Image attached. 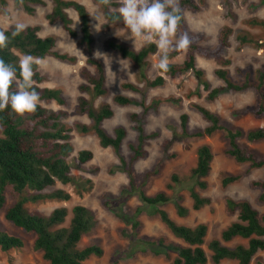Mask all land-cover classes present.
<instances>
[{"label":"rangeland","instance_id":"obj_1","mask_svg":"<svg viewBox=\"0 0 264 264\" xmlns=\"http://www.w3.org/2000/svg\"><path fill=\"white\" fill-rule=\"evenodd\" d=\"M89 10L91 27L95 42L91 48L79 42L80 19L76 11L68 12L74 21V28L78 32L77 37H71L56 21L51 23L47 15L53 9V3L45 0L46 5L36 6L33 14L26 12L23 6L15 0H7L3 7L0 3V26H9L21 22L27 25H39V34L42 37L55 36V50L75 56V61L60 60L53 55H47L40 59L43 62L41 71L46 75L47 81L43 84L48 87L61 88L67 98L65 106L56 102H44L41 104L49 110H64L67 116L62 120L69 130L74 151L69 156L72 174L77 178V183L62 184L57 182L54 186L45 189V192L62 188L71 194L68 201L46 200L36 203H28L30 210H37L43 214H49L53 209L66 206L69 214L64 225H68L72 216V208L81 204L89 207L95 214L97 225L95 229L82 238L81 246L99 245L103 248V255L92 256L87 262L91 264H170L175 253L155 254L151 249L142 250L138 238H164L165 242L185 244L177 238L171 230L161 221L159 216L143 212L138 219L141 226L137 235L133 230L135 209L142 204L137 192L130 193L129 177L121 168L120 161L111 147H102L96 134L90 130L82 132L78 125L90 126L92 120L88 115H79L75 112L78 97L81 95L79 86L87 83L82 72L83 68L91 73L95 72V66L88 64L89 58L101 61L106 70L107 93L95 97L91 93H84L89 98L93 107L98 108L109 103L114 111L113 117L103 122V127L113 134L115 127L123 125L127 129V136L122 144V153L128 160L131 155L130 144L137 141V132L130 116L137 113L142 120L146 132L157 131L159 135L150 139L146 145V157L132 164L135 176V184L138 189L144 190L148 195H155L165 191L171 197V201L164 206L170 216L180 224L196 226L199 223L208 225V234L204 248L208 255L211 251L207 244L215 238H220L222 231L237 218V212L231 214L226 207L228 197L235 200H248L251 204L264 213V202L259 200L262 190L252 185L254 180L264 177V168L251 169L246 163H237L226 154L227 139L223 132L219 131L211 136L203 138L186 137L182 133L181 114L189 115V130L204 128L206 120L193 103L200 104L218 113L225 123L244 130L264 126V118L254 117L252 114L238 115L243 108L256 106L260 97L256 89L244 92L226 91L215 100L206 98L207 91L201 88L202 96L190 95L199 88V83L192 71L170 76L166 78L164 86L150 88L138 76L137 66L128 59L123 58L117 51L108 50L105 42L110 37H117L132 47L138 49L143 43L137 41L134 45L130 38V30L126 28L122 18L117 22H109L103 14L101 7L94 0H78ZM199 11H186L187 27L192 32L204 34L201 41L203 45L215 47L220 29L229 25L233 28L230 38V46L225 50V56L231 60L226 67L229 75L234 80L242 79V73L249 72L251 78H257L258 72L264 70V27L251 24V20H264V0H200ZM120 7V6H119ZM119 7L115 8L119 11ZM112 10H114L112 8ZM94 13L98 16L96 20ZM98 24L99 30L96 25ZM248 32L255 39V44H241L237 39L239 33ZM258 44V45H257ZM159 54L151 55L145 66L148 77L154 78L159 73L155 67L159 62ZM23 58V57H22ZM184 53L171 58V62H182ZM197 66L204 70L205 78L212 87L223 85V81L217 78L214 71L218 65L213 59L197 57ZM131 82L140 88V92L124 89L122 84ZM117 94H124L134 99L130 105H119L113 98ZM173 98L174 100H167ZM155 99L164 100L157 108L145 111L144 106H150ZM167 100V101H166ZM2 128L0 126V135ZM242 143L253 148L259 156L264 155V141L248 142L242 139ZM203 144H209L214 153V159L209 176L206 178L208 188L199 192L211 198V203L200 210H192L187 216H179L176 204L181 203L189 208L193 200L190 197V187L194 185L191 179V170L197 162V149ZM87 149L93 152V158L86 163H80L78 154L80 150ZM162 164L159 174L145 178V174ZM240 174L241 178L228 186L222 185V178L226 175ZM177 175L175 181L173 176ZM87 179L92 180V188L86 191L84 186ZM168 184H172L168 188ZM81 191V193H80ZM16 198L7 194L5 208L15 202ZM0 225L7 232L18 235L25 240V247L3 251L0 249V264H48L42 257V253L34 249L35 234L16 227L4 217V210H0ZM237 243H247L246 240L235 238L224 244L233 246ZM264 264V251L258 252L251 264ZM208 264H213L211 261ZM220 264H238L235 260H223Z\"/></svg>","mask_w":264,"mask_h":264},{"label":"trees","instance_id":"obj_2","mask_svg":"<svg viewBox=\"0 0 264 264\" xmlns=\"http://www.w3.org/2000/svg\"><path fill=\"white\" fill-rule=\"evenodd\" d=\"M53 3L52 11L47 15V19L54 23L58 21L63 29L71 36L77 37L78 32L74 28L73 18L68 10L73 9L77 12L80 19V38L79 42L91 48L95 42V37L91 27V17L87 7L78 0H50ZM98 4L109 22H117L122 17L118 8L120 5L117 0H112L110 4L102 3V0H94ZM18 5L23 6L26 12L33 14L36 6L46 5L45 0H15ZM4 7L7 0H0ZM181 20L178 27V36L187 34L189 46L186 50H173L169 55V60L184 53L182 62H171L170 70L162 72L160 70L156 77L150 78L146 73L148 58L159 52L155 43L143 44L136 49L117 37H110L105 42L108 50L117 51L123 58L133 62L138 68V76L150 88L164 86L166 78L163 74L175 76L177 74L192 71L196 76L199 88L190 95L202 96L200 86L207 91L206 98L210 101L226 91L244 92L249 89H256L260 101L256 106L247 107L239 110L238 115L252 114L257 118H264V70L258 72L257 78H251L249 72L242 73V79L234 80L230 77L226 67L231 64V60L225 56V50L230 46V38L233 28L229 25L223 26L217 37V45L209 47L203 45L201 41L204 34L192 32L188 29L185 12L199 11L201 8L200 0H179ZM112 8L114 10H112ZM253 25L264 27V20L253 19ZM0 30H6L5 35L9 37L7 48L0 49V58L6 63L13 65L17 72V79H20V60L22 57L31 55L34 58H44L53 55L60 60L75 61L76 57L67 53L55 50V36L42 37L39 34V25H27L26 29L18 36L13 37L15 24L8 28L0 26ZM237 39L241 44H255L257 39L248 32L239 33ZM258 45V44H257ZM161 53L159 54V57ZM213 59L218 65L214 71L217 78L223 81V85L212 87L205 78L204 70L197 66V57ZM88 64L95 66V72L91 73L83 68L82 72L87 83L81 84L79 90L81 95L75 112L79 115H88L92 120L90 126L86 124L78 125V128L87 133L92 130L99 139L102 147H111L119 161L121 168L129 177L130 190L126 192H137L142 202L135 209L133 220V230L137 235L141 226L138 217L143 212L153 213L180 238L185 244L175 242H165L164 238H138V246L142 250L151 249L155 254L169 255L175 253V257L170 264H220L223 260H235L238 264H251L258 252L264 251V213H260L250 201L235 200L228 197L226 207L229 213L237 212V218L231 222L221 233L220 238L212 239L207 247L211 251L209 256L204 248L205 239L208 234V225L199 223L196 226H188L177 223L164 208L172 199L165 191L148 195L142 189H138L135 184V176L132 164L147 155L146 145L150 139L156 138L159 133L146 132L144 124L137 113H132L130 118L135 123L134 129L137 132V141L130 144L131 155L127 160L122 153V144L127 136V129L123 125L115 127L113 134H110L104 127L103 122L113 117L114 111L109 103H105L98 108L92 106L89 98L84 93H91L95 97L103 96L107 93L106 70L104 64L95 59L89 58ZM35 75L33 77L36 91L40 95V102L37 110L33 114L20 116L9 106L4 111H0V210H4V217L16 227L22 228L27 232L35 234L33 247L42 253L43 259L48 264H91L87 261L92 256L103 255V248L99 245L91 244L81 246L82 238L91 233L97 220L94 212L85 205H75L71 212L72 216L68 225H64L69 210L66 206L56 207L49 214H43L37 210H30L28 203H36L46 200L68 201L71 194L57 188L49 192L44 190L54 186L57 182L62 184L77 183V178L72 174L71 165L68 161L73 153L74 147L71 143L70 133L62 120L67 116V112L60 109L57 111L49 110L41 104L54 101L58 105L65 106L67 98L61 88L48 87L43 84L47 81L46 75L33 65ZM124 89L140 92V88L131 82L122 84ZM16 90L13 84L12 91ZM119 105H130L134 99L124 94H117L113 98ZM173 101V98L167 99ZM166 100V101H167ZM161 99L153 100L152 104L144 106L145 111L150 108H157ZM193 106L206 120L204 128L190 131L189 115L181 114L182 133L186 137L203 138L211 136L216 132H223L227 139L226 154L233 158L237 163H246L251 169L264 168V155L258 153L248 145L242 143V139L256 143L264 141V126L244 130L241 127H234L225 123L221 116L209 108L197 103ZM93 158L91 150L83 149L79 151L78 160L86 163ZM214 153L209 144H203L197 149V162L191 170V179L194 185L190 187V197L193 200L192 207L189 208L181 203L176 204L179 216H187L191 209L200 210L211 203V198L199 192L208 188L207 177L210 174ZM162 168V164L145 174V178L157 175ZM241 178L240 174L226 175L222 178V185L228 186L237 182ZM175 181L177 175L173 176ZM88 185L84 186L88 191L92 188V180L85 181ZM252 185L262 190L259 200L264 202V177L254 180ZM172 184H168L171 188ZM81 193V191H80ZM7 194L16 198L15 202L5 208ZM241 238L247 243H237L233 246L224 242L233 241ZM25 240L2 229L0 225V249L9 251L25 247ZM262 264V263H261Z\"/></svg>","mask_w":264,"mask_h":264},{"label":"clouds","instance_id":"obj_3","mask_svg":"<svg viewBox=\"0 0 264 264\" xmlns=\"http://www.w3.org/2000/svg\"><path fill=\"white\" fill-rule=\"evenodd\" d=\"M112 0H102L104 4H110ZM119 14L126 28L130 30V38L134 45L137 41L143 44L155 43L161 53L158 64L155 67L162 71L170 70L169 55L173 50H186L189 46L187 34L178 36V27L181 20L179 0H117ZM95 16L99 21L98 16ZM21 22L15 23L12 36H18L26 29ZM97 30L98 24L96 25ZM6 30H0V49L7 48L9 37ZM43 67V62L31 55L20 60V79L13 65L0 58V111L9 106L18 115L33 114L40 102V95L36 91L33 80L35 70ZM13 84L16 90L12 91Z\"/></svg>","mask_w":264,"mask_h":264}]
</instances>
